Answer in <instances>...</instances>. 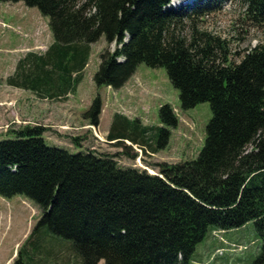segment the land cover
Wrapping results in <instances>:
<instances>
[{"label":"trees","instance_id":"1","mask_svg":"<svg viewBox=\"0 0 264 264\" xmlns=\"http://www.w3.org/2000/svg\"><path fill=\"white\" fill-rule=\"evenodd\" d=\"M171 1L0 0L39 9L55 40L48 51L54 58H35L29 70L8 79L11 85L68 96L90 45L106 36L117 47L101 54L97 86L119 90L141 64L165 68L183 110L207 102L212 111L197 159L157 163V174L121 167L115 156L49 146L40 125L13 131L0 141V197L20 195L42 210L13 264H35L44 245L35 234L44 228L70 241L80 264H190L211 227L228 231L249 222L262 239L252 264H264V43L234 62L226 40L196 29L218 0L179 7ZM243 3L245 19L263 25L264 0ZM186 22L190 36L181 30ZM101 112L97 97L85 117L99 126ZM159 114L157 128L116 114L107 139L157 153L179 123L170 105Z\"/></svg>","mask_w":264,"mask_h":264},{"label":"rangeland","instance_id":"2","mask_svg":"<svg viewBox=\"0 0 264 264\" xmlns=\"http://www.w3.org/2000/svg\"><path fill=\"white\" fill-rule=\"evenodd\" d=\"M180 1H174L176 7ZM244 15L243 0H218L198 20L196 29L226 40L230 58L239 62L247 50L264 43V24L253 25ZM190 24L186 22L181 28L184 35L190 36ZM54 43L49 18L39 9L22 2L0 3V141L11 139L15 130L40 125L46 130L44 138L49 146L72 154L94 151L115 156L121 167L147 170L150 174H157L154 168L157 163L177 164L197 159L212 118L210 104L200 103L183 110L179 91L171 84L166 69L145 64L139 65L119 90L97 86L94 76L100 67L101 54L105 50L113 52L117 47L116 43H108L106 36L90 45L87 66L76 90L68 96L42 100L37 94L16 90L8 84L10 77L29 70L35 58L38 62L52 60L54 51H48ZM97 97L101 98L102 112L99 126H93L85 113ZM164 105L172 107L179 123L170 129L169 143L159 152L153 153L150 147L142 150L130 141L118 145L107 139L116 114L139 120L147 127H162L159 112ZM76 138L79 145L74 142ZM135 154L138 156L133 159ZM41 217L42 210L23 196L0 197V264H13ZM214 229L218 230L211 227L197 246L190 264H252L261 255L262 239L254 222L223 233L213 234ZM35 235L44 242L34 255L35 264H80L70 241L45 228Z\"/></svg>","mask_w":264,"mask_h":264},{"label":"crops","instance_id":"3","mask_svg":"<svg viewBox=\"0 0 264 264\" xmlns=\"http://www.w3.org/2000/svg\"><path fill=\"white\" fill-rule=\"evenodd\" d=\"M38 56V55H37ZM36 56V57H37ZM39 57V56H38ZM17 84L16 85H11V83H9L8 81V84L15 88L16 90H20V91H30L31 93L33 94H37L38 96L41 97L42 100H48V99H61L62 97L59 95V93L57 95H41L39 92H37V89L36 90H33V89H27L26 87H24L25 85H23L20 81H16ZM31 88V87H29ZM60 92V91H59ZM62 92V91H61ZM126 142H129L126 140ZM114 143V142H113ZM218 230L214 229L213 232H216Z\"/></svg>","mask_w":264,"mask_h":264},{"label":"bare ground","instance_id":"4","mask_svg":"<svg viewBox=\"0 0 264 264\" xmlns=\"http://www.w3.org/2000/svg\"><path fill=\"white\" fill-rule=\"evenodd\" d=\"M175 1H176V0H175ZM190 1H191V0H181L180 3L190 2ZM180 3H179V4H180ZM177 4H178V2H177Z\"/></svg>","mask_w":264,"mask_h":264}]
</instances>
